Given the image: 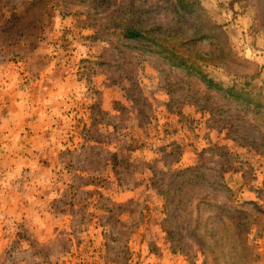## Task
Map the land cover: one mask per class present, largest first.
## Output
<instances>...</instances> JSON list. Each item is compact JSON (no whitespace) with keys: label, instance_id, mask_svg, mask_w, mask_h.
I'll use <instances>...</instances> for the list:
<instances>
[{"label":"rangeland","instance_id":"obj_1","mask_svg":"<svg viewBox=\"0 0 264 264\" xmlns=\"http://www.w3.org/2000/svg\"><path fill=\"white\" fill-rule=\"evenodd\" d=\"M192 1L248 62L242 72L263 70L254 80L261 85L264 0ZM177 2L0 0V124L9 118V130L0 128V136L9 134L0 264H264V125L242 120L219 94L205 96L195 79L120 37L125 27H161L189 39L200 16L178 14ZM206 72L224 88L246 82L224 67ZM103 103L111 106L102 109ZM163 104L184 115L183 137L164 139L174 131L165 128ZM211 110L222 156L199 162L208 163L204 172L216 183L195 191V201L205 200L193 214L194 220L201 215L200 231L176 220L172 230L181 244L174 253L164 201L146 164L161 161V148L172 142L195 164L209 146L197 139ZM231 203L233 217L250 224L246 253L219 230L223 212L213 206ZM192 233L221 247L203 255Z\"/></svg>","mask_w":264,"mask_h":264},{"label":"trees","instance_id":"obj_2","mask_svg":"<svg viewBox=\"0 0 264 264\" xmlns=\"http://www.w3.org/2000/svg\"><path fill=\"white\" fill-rule=\"evenodd\" d=\"M178 14L183 17L187 15L200 16L199 24H196L192 36L184 40L179 37H171L169 32H163V28H136L125 27L120 31V37L127 42L130 48L144 50L150 55L162 59L166 65L172 69L184 72L189 78L195 79L198 84L205 87V96H211V93H216L221 96L231 109L237 110V113L242 114V120L252 117L257 122L264 125V80L261 85L256 84L254 80L261 78L263 70L254 75L242 72L246 69L248 62L241 59L232 48L225 32L220 25L212 23L206 18L205 10L192 0H178ZM208 42L211 49L208 51L197 49V45ZM132 43L134 45H132ZM209 67H224L233 76L243 77L246 79L243 87L239 88L236 84L224 88L221 83L211 78L206 69ZM242 69V70H241ZM210 118L215 119V113L210 111ZM226 121V120H225ZM264 128V126H263ZM264 140V138H263ZM222 150L216 143H210L208 147L199 152L198 160L195 164L190 163L183 166V147L175 142L163 146L160 150L162 156L161 161L148 162L147 168L152 171L151 186L157 190L158 195L164 201V214L166 216L164 223L172 244L173 252L179 253L181 241L174 236L176 220L183 219L186 227L194 232L201 230L199 215L195 220L193 214L201 213V206H204L205 200L195 201V191L204 184L211 185L216 183L212 175L206 174L205 169H208V163L200 161V157L210 158L209 162L213 163L215 158L222 156ZM157 160V159H156ZM159 164L163 165V169L159 170ZM221 180L222 177H221ZM168 181V182H167ZM226 191L231 194L233 199V190L228 186ZM177 198L179 199L177 202ZM186 199H191L185 203ZM222 211V218L219 221L221 231L226 237L233 238L240 244L243 253L249 251V222L245 218H234V207L230 206H213ZM246 215L245 212H237ZM247 216V215H246ZM241 220L240 224L235 221ZM167 227L171 228L168 229ZM191 240L198 246L199 251L203 255L211 254L219 249V244H209L207 239L201 234L192 233L189 236ZM245 260L247 257L244 255Z\"/></svg>","mask_w":264,"mask_h":264},{"label":"crops","instance_id":"obj_3","mask_svg":"<svg viewBox=\"0 0 264 264\" xmlns=\"http://www.w3.org/2000/svg\"><path fill=\"white\" fill-rule=\"evenodd\" d=\"M156 98H160L159 96H154ZM118 101V100H117ZM119 104L121 103V99L118 101ZM109 106H111L110 103H103L102 104V109L105 108H109ZM164 110V115H163V123L165 125V128H170L173 132V134L168 135L169 133L167 132V137H164L165 140H171L173 141L174 139H178L183 137V132L187 129V126L184 124V115L182 113H178V114H174L171 112L170 107L168 106V104H163V108ZM210 116L207 114H204V116H202L201 119V123L199 124V129L201 130V132H199V134L201 133V135H203L202 137L200 136V139L205 140L204 142H208L209 145L210 143H216L218 140H223V137L220 135V133H218L214 128L211 127V120H210ZM0 128H5L6 130H9V118H6L2 121V123L0 124ZM109 129V128H108ZM9 135V134H8ZM8 135H3L0 136V182L2 183H6L9 182V136ZM96 144L97 141H95ZM95 143H92L91 145H95ZM192 143V142H190ZM169 144V143H168ZM102 145V144H101ZM187 147L190 148L187 144ZM185 156V157H184ZM187 155H183V159L181 161V164L183 166H187L189 165V160H186ZM148 162V161H147ZM151 162V161H150ZM2 190V189H1Z\"/></svg>","mask_w":264,"mask_h":264}]
</instances>
